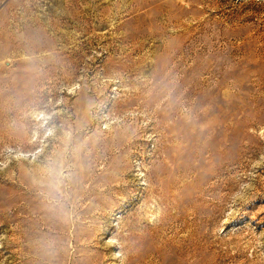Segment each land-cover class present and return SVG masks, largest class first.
<instances>
[{
    "label": "rangeland",
    "instance_id": "obj_1",
    "mask_svg": "<svg viewBox=\"0 0 264 264\" xmlns=\"http://www.w3.org/2000/svg\"><path fill=\"white\" fill-rule=\"evenodd\" d=\"M0 264H264V0H0Z\"/></svg>",
    "mask_w": 264,
    "mask_h": 264
}]
</instances>
